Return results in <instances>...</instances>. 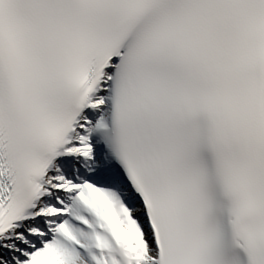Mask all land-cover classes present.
I'll return each instance as SVG.
<instances>
[{"label":"snow or ice","instance_id":"6c2138e0","mask_svg":"<svg viewBox=\"0 0 264 264\" xmlns=\"http://www.w3.org/2000/svg\"><path fill=\"white\" fill-rule=\"evenodd\" d=\"M0 264H264V0H0Z\"/></svg>","mask_w":264,"mask_h":264}]
</instances>
